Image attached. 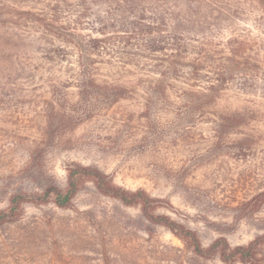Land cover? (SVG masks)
I'll return each instance as SVG.
<instances>
[{"label": "rangeland", "instance_id": "obj_1", "mask_svg": "<svg viewBox=\"0 0 264 264\" xmlns=\"http://www.w3.org/2000/svg\"><path fill=\"white\" fill-rule=\"evenodd\" d=\"M13 4L20 18H0V210L13 194L52 181L65 188L67 169L82 165L146 191L158 200L157 215L196 231L205 246L219 237L246 245L264 234V82L235 76L213 105L196 108L181 81L154 93L157 77L141 68L104 69L99 93H83L51 60V0ZM16 222L0 229V264H105L102 246L111 264H221L194 259L139 207L91 183L71 208L27 204ZM32 222H42L35 248L19 239Z\"/></svg>", "mask_w": 264, "mask_h": 264}, {"label": "trees", "instance_id": "obj_2", "mask_svg": "<svg viewBox=\"0 0 264 264\" xmlns=\"http://www.w3.org/2000/svg\"><path fill=\"white\" fill-rule=\"evenodd\" d=\"M15 1L0 0V18H20L13 12ZM252 17L251 28L235 27ZM46 24L55 47L51 60L61 64L59 77L79 83L83 93H99L95 83L104 69L141 68L157 77L154 93L165 92L169 80L181 81L185 100L196 108L213 105L235 76L264 82V0H51ZM109 90L119 88L111 85ZM88 183L125 206L139 207L148 223L170 231L202 263L264 264V234L246 245L232 246L219 237L205 246L196 231L157 215L158 200L146 191L124 189L93 166L69 167L65 188L52 181L41 192L10 196L8 207L0 210V229L19 228L22 223L16 221L27 204L71 208ZM41 228L42 222L21 227V243L37 247ZM101 252L104 263L111 264V250L102 246Z\"/></svg>", "mask_w": 264, "mask_h": 264}]
</instances>
